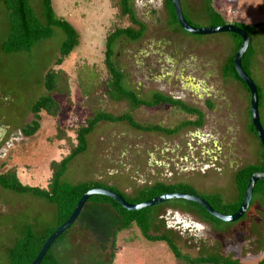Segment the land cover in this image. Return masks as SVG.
<instances>
[{
  "label": "rangeland",
  "instance_id": "rangeland-1",
  "mask_svg": "<svg viewBox=\"0 0 264 264\" xmlns=\"http://www.w3.org/2000/svg\"><path fill=\"white\" fill-rule=\"evenodd\" d=\"M165 2L131 1L146 30L137 42L120 39L112 61L122 71L124 84L140 99L150 100L161 93L182 98L190 106L210 101L204 124L166 136L137 132L125 122H100L86 137V151L68 164L61 182H99L124 200L158 182L183 183L202 199L218 196L223 205L232 204L237 199L235 173L258 163L261 154L258 138L248 129L250 95L240 83L223 76L236 41L231 33L191 35L170 25ZM208 2L180 0L183 14L194 28L208 27ZM211 5L228 23L264 22V0H211ZM30 6L43 21L42 0H30ZM52 6L56 17L70 23L80 35L79 46L58 67L70 77V98L56 97L61 105L58 118L43 114L39 130L31 137H20L0 161V172L15 167L23 184L43 188L50 177V162L66 153V145L54 138L57 126L67 127L89 114L82 105L75 69L83 65L79 74L85 80L92 74L86 64L104 71V42L115 14L109 0H52ZM51 29L52 36L29 51L4 53L10 23L0 1V118L5 117L13 127L25 114L22 126L31 122L30 106L44 94V76L67 37L61 29ZM250 44L254 51L250 78L262 91L258 111L264 131V26L252 31ZM195 132L200 135L189 134ZM150 209V234L170 236L184 255L240 264H258L264 259V203L258 196L234 223H210L184 200H170ZM118 221L108 207L87 203L51 251L60 264H184L164 242L146 241L135 227L120 232L114 240L112 232ZM55 226V205L0 187V264H8L7 252L26 227L42 235Z\"/></svg>",
  "mask_w": 264,
  "mask_h": 264
},
{
  "label": "trees",
  "instance_id": "trees-1",
  "mask_svg": "<svg viewBox=\"0 0 264 264\" xmlns=\"http://www.w3.org/2000/svg\"><path fill=\"white\" fill-rule=\"evenodd\" d=\"M0 1L8 11L10 23V33L3 44L4 53L29 51L37 42L52 36V27L61 29L67 36L61 46L59 57L44 76L42 82L44 94L32 102L30 106V112L34 119L22 128V133L25 136L31 137L39 130L41 116L43 114L54 119L58 118L60 115L61 105L56 97L65 96L68 100L70 98V77L63 69L58 67L61 66L72 51L79 46L80 35L75 28L70 23L63 20L62 17H56L52 6V0H42L43 21L34 15L30 6V0ZM109 1L111 7L115 10V14L114 20L110 26L111 29L106 34L104 42V71H101L94 65L86 64L85 68L88 69L90 73L92 72V74L89 80H85L82 74H79V69H81L83 65H78L75 69L77 85L82 96V105L88 109L89 114L85 116L82 121H77L67 127L57 126L54 138L62 142L64 147L66 145V153L62 155L58 161L50 162V177L47 186L43 188L23 184L17 175L15 167L0 172L1 188L19 195L30 194L33 197L44 199L55 205L56 208V226L48 228L46 233L42 235H37L30 227H26L23 236L15 241L7 252L8 264H31L37 257L46 239L57 227L68 220L78 201L86 192L92 189H107L99 182H83L76 185H69L61 182V178L66 172L68 164L76 156L86 151V137L94 131L100 122H125L130 128L137 132L156 133L166 136H173L185 128H200L204 124V114L200 109L161 93L153 94L150 100H143L124 84V75L122 71L119 70L112 61L114 48L120 39H126L130 42L139 41L143 37L146 27L134 12L131 4L132 0ZM165 6L170 17V25H177L180 28L175 17L171 0H166ZM207 13L209 21L208 27H221L229 24L221 14L214 10L211 5V0H209L207 4ZM232 24L242 29L249 38L255 28L264 26V22L254 25H245L242 23ZM230 36H232L236 42L232 54L223 66V76L240 83L246 92H248L247 87L236 74L233 65L234 56L242 44V39L235 34H230ZM253 56L254 51L251 44H249L241 59L242 68L248 76H250ZM102 78H104V81H102ZM256 88L259 105L262 91L257 85ZM164 107H167V109ZM249 118L251 119L250 110ZM248 129L249 132L257 138L251 120ZM68 135L74 136L71 138ZM256 172L264 173V149L262 146L258 163L247 165L235 173L237 199L234 203L223 205L218 196H211L203 199L218 213L224 215L234 214L242 203L250 177ZM108 190L119 194L114 189L109 188ZM178 193L197 196L195 189L190 185L183 183L164 184L158 182L150 187L141 189L134 198L125 200L130 204L136 205L165 194ZM257 196L260 197L264 203V181H258L255 184L250 206L253 204V199ZM184 202L191 208L196 209L204 220L214 224L221 223V221L209 215L200 205L189 201ZM87 203L108 207L109 210L118 217V224L112 232L114 240L120 232L135 227L140 231L146 241L164 242L173 257L184 264H240L235 260L221 259L212 256L191 258L179 251L174 240L170 236L151 235L150 217L148 216L151 210L150 208L129 212L113 199L100 195L90 197L86 204ZM65 233H67V231L59 236L51 245L40 264H60L53 255L51 249L56 242L64 237ZM110 262L111 261H97L91 264H110ZM258 264H264V259Z\"/></svg>",
  "mask_w": 264,
  "mask_h": 264
},
{
  "label": "water",
  "instance_id": "water-1",
  "mask_svg": "<svg viewBox=\"0 0 264 264\" xmlns=\"http://www.w3.org/2000/svg\"><path fill=\"white\" fill-rule=\"evenodd\" d=\"M171 4L174 9V13H175V17H176L178 25L183 31L191 35L202 36V35H211V34H216V33H231V34H235L239 36L242 39V44L234 56L233 65H234L236 74L241 79V81L245 84L250 94L249 110H250V115H251V122L255 130L256 136L261 146L264 149V131L260 124V117H259V111H258V92H257L256 84L250 78V76L246 74V72L243 70L242 65H241V59L250 44L249 36L242 29L234 26L232 23H229L221 27H206V28H200V29L194 28L185 19L184 14L182 12L180 0H171ZM258 181H264V173L256 172L250 177L246 191L244 193L242 203L240 207L238 208V210L232 215H224V214L218 213L204 199L198 196H193V195H188V194H182V193L165 194V195L156 197L152 200L133 205V204L126 202L121 195L114 193L110 190L92 189L86 192L81 197V199L78 201L75 209L73 210L68 220L62 225H60L59 227H57L54 230V232L46 239L37 257L31 264L41 263L44 256L50 249L51 245L57 240L59 236H61L66 230H68L76 222L87 200L92 196L100 195V196H106L108 198H111L114 201H116L122 208H124L125 210L129 212L141 211V210L165 203L170 200H184V201H189V202H193V203L200 205L209 215H211L212 217H214L215 219L219 221L226 222V223H234V222L239 221L241 218H243L244 215L247 213L248 208L250 206L251 199H252V195H253V188Z\"/></svg>",
  "mask_w": 264,
  "mask_h": 264
},
{
  "label": "flooded vegetation",
  "instance_id": "flooded-vegetation-1",
  "mask_svg": "<svg viewBox=\"0 0 264 264\" xmlns=\"http://www.w3.org/2000/svg\"><path fill=\"white\" fill-rule=\"evenodd\" d=\"M172 98H174V97H172ZM174 99H178V100H180V101H182V102H184L185 104L188 105V103L185 102V100L182 99V98L178 97V98H174ZM191 106L196 107V108L200 109L203 112L204 120L206 119V112L208 111L207 109L209 107H212L210 101H205V102L200 103V104L193 103V105H191ZM25 118H26V114L24 115V117L21 120V122H19L17 127H13L11 124H9L6 121L5 117L0 118V161L3 160V158L6 155L7 151H9L12 148L13 143L15 141H17L22 136L28 137V136H25L22 133V128H24L27 124H29V123H25L22 126V123L24 122ZM33 119L34 118H32V120ZM189 134L190 135H200V134H197L196 132H195V134H191V133H189ZM2 145H3V147H1ZM10 168H12V167H10ZM6 169H8V168H6Z\"/></svg>",
  "mask_w": 264,
  "mask_h": 264
},
{
  "label": "built area",
  "instance_id": "built-area-1",
  "mask_svg": "<svg viewBox=\"0 0 264 264\" xmlns=\"http://www.w3.org/2000/svg\"><path fill=\"white\" fill-rule=\"evenodd\" d=\"M231 14H234V12L232 11Z\"/></svg>",
  "mask_w": 264,
  "mask_h": 264
}]
</instances>
